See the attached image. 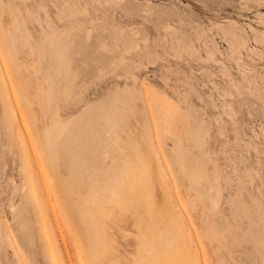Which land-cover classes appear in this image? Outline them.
<instances>
[{
	"label": "rangeland",
	"instance_id": "rangeland-1",
	"mask_svg": "<svg viewBox=\"0 0 264 264\" xmlns=\"http://www.w3.org/2000/svg\"><path fill=\"white\" fill-rule=\"evenodd\" d=\"M0 71V264L92 257L71 119L148 141L197 264H264V0H0Z\"/></svg>",
	"mask_w": 264,
	"mask_h": 264
},
{
	"label": "bare ground",
	"instance_id": "bare-ground-1",
	"mask_svg": "<svg viewBox=\"0 0 264 264\" xmlns=\"http://www.w3.org/2000/svg\"><path fill=\"white\" fill-rule=\"evenodd\" d=\"M0 83L4 88L3 78ZM10 114L12 129L17 127L21 131L19 111L11 108ZM71 120V125L46 127L48 129L41 134V137L45 135L42 137L45 143L41 140L52 150L58 139L69 132L72 187L79 190L83 183L91 192L88 201H84L86 206L79 211L87 224L85 232L91 235L92 257L80 250L82 264H127L125 260H129V264H197L198 244L185 222L173 213L174 201L169 193L172 186L167 187L161 176L158 180L157 161L153 162L156 170L152 171V156L146 150L149 145L145 146L148 141L145 143L134 131H124L116 119ZM19 135L23 136L21 132ZM30 193L37 195L33 186Z\"/></svg>",
	"mask_w": 264,
	"mask_h": 264
}]
</instances>
